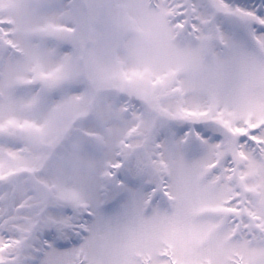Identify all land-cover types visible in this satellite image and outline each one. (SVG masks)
<instances>
[{
	"label": "snow or ice",
	"instance_id": "1",
	"mask_svg": "<svg viewBox=\"0 0 264 264\" xmlns=\"http://www.w3.org/2000/svg\"><path fill=\"white\" fill-rule=\"evenodd\" d=\"M0 264H264V0H0Z\"/></svg>",
	"mask_w": 264,
	"mask_h": 264
}]
</instances>
